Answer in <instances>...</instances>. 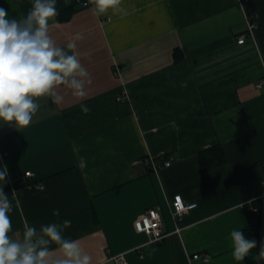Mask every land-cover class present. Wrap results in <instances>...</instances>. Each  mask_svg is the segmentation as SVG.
Listing matches in <instances>:
<instances>
[{
  "label": "crops",
  "instance_id": "0c3cea01",
  "mask_svg": "<svg viewBox=\"0 0 264 264\" xmlns=\"http://www.w3.org/2000/svg\"><path fill=\"white\" fill-rule=\"evenodd\" d=\"M83 1L55 0L57 11L74 10L67 20H50L49 35L66 51L75 43L70 54L90 75L86 97L61 86L64 101L39 98L29 126L0 122V167L8 166L4 191L13 203L9 235L20 239L27 224L39 230L70 220L63 234L79 241L91 264H116L121 252L128 264H257L264 241V83L255 84L264 74V0H122L123 12L100 15ZM32 4L0 0L17 19ZM247 14L257 21L254 42L237 44ZM213 144L225 161L201 170L198 153ZM145 155L160 162L167 156L171 164L155 170L134 162ZM176 193L196 202L178 233L170 207ZM255 200L259 235L248 239L257 247L237 261L230 233L247 225ZM148 207L163 217L161 241L134 227ZM204 251L208 261L189 262Z\"/></svg>",
  "mask_w": 264,
  "mask_h": 264
},
{
  "label": "clouds",
  "instance_id": "9594fccd",
  "mask_svg": "<svg viewBox=\"0 0 264 264\" xmlns=\"http://www.w3.org/2000/svg\"><path fill=\"white\" fill-rule=\"evenodd\" d=\"M89 2L98 15L109 9L124 11L122 0ZM58 15L55 0H33L26 17L20 19L0 7V122L17 129L29 126L40 109L39 98H48L52 104L64 101L57 91L61 86L67 87L76 98L86 97L90 75L77 55L70 54L75 43H68L66 51L49 35V21ZM75 39L81 37L77 35ZM181 86L186 87V82ZM90 110L81 105L84 114ZM8 175V166L4 164L0 167V264H91V257L82 251L79 241L63 234L71 227L70 220L42 224L39 230L27 224L20 239L9 235L13 203L4 191ZM59 214V209L53 210V216ZM230 236L232 256L237 261H243L257 247V242L246 238L241 230H233ZM53 244L56 249L50 248ZM254 260L257 264L264 260V241Z\"/></svg>",
  "mask_w": 264,
  "mask_h": 264
},
{
  "label": "built area",
  "instance_id": "2783aa9c",
  "mask_svg": "<svg viewBox=\"0 0 264 264\" xmlns=\"http://www.w3.org/2000/svg\"><path fill=\"white\" fill-rule=\"evenodd\" d=\"M241 1V0H239ZM89 2L87 0L83 1V5H87ZM254 14H247V24L246 28L240 32L236 37L237 44H243L247 38L252 39L254 42V30L257 28V21L255 20ZM264 61V60H263ZM264 83V74L256 81V86L259 87ZM161 162L158 158L153 155H145L138 157L134 162H144L152 169H158L160 165L168 166L171 164L170 158L167 156H161ZM264 170V167H263ZM26 176L30 175V171H25ZM42 185H37V188H41ZM196 206L194 201H185L181 194L176 193L170 200L171 214L175 219L176 226L174 232H180L181 226L179 222L181 221L183 215L189 210ZM134 227L137 231L143 232L148 236V241L156 242L161 241L166 235V231L163 228V217L161 213L154 207H148L141 213L134 221ZM211 255L208 252H195L188 256V260L192 263L193 260L208 261ZM116 264H128L124 254L118 253L113 256Z\"/></svg>",
  "mask_w": 264,
  "mask_h": 264
},
{
  "label": "trees",
  "instance_id": "16d2710c",
  "mask_svg": "<svg viewBox=\"0 0 264 264\" xmlns=\"http://www.w3.org/2000/svg\"><path fill=\"white\" fill-rule=\"evenodd\" d=\"M73 6H67L58 10L56 17L60 20H67L73 13ZM225 161V155L220 144H213L198 153V164L201 170L210 169ZM252 207H247L248 223L241 230L246 238L258 237L261 223V202L253 201Z\"/></svg>",
  "mask_w": 264,
  "mask_h": 264
}]
</instances>
